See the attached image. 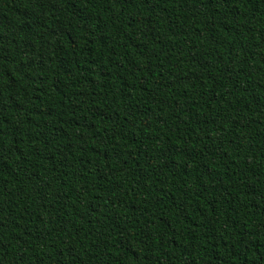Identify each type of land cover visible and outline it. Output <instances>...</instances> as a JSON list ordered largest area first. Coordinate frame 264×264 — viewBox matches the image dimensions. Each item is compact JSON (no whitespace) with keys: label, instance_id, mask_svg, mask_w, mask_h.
<instances>
[{"label":"trees","instance_id":"obj_1","mask_svg":"<svg viewBox=\"0 0 264 264\" xmlns=\"http://www.w3.org/2000/svg\"><path fill=\"white\" fill-rule=\"evenodd\" d=\"M0 264H264V0H0Z\"/></svg>","mask_w":264,"mask_h":264}]
</instances>
